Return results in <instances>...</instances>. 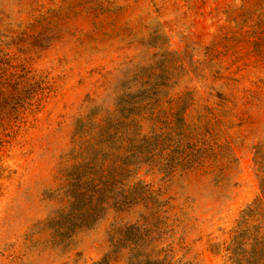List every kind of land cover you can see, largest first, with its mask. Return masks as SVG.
I'll list each match as a JSON object with an SVG mask.
<instances>
[{"label": "rangeland", "instance_id": "374dc122", "mask_svg": "<svg viewBox=\"0 0 264 264\" xmlns=\"http://www.w3.org/2000/svg\"><path fill=\"white\" fill-rule=\"evenodd\" d=\"M260 161L264 0H0V264H238Z\"/></svg>", "mask_w": 264, "mask_h": 264}, {"label": "trees", "instance_id": "16d2710c", "mask_svg": "<svg viewBox=\"0 0 264 264\" xmlns=\"http://www.w3.org/2000/svg\"><path fill=\"white\" fill-rule=\"evenodd\" d=\"M258 165L261 172V194L264 196V161L258 162ZM91 202L92 200L89 201L90 205ZM98 202L99 199L96 200L97 204ZM96 207L97 205H95ZM90 214L92 213L88 208L83 215L87 218ZM83 215L82 217H84ZM249 219H255L257 224L248 226ZM252 235H254V240L250 244L251 250L248 252L244 247L245 240ZM232 242L235 245V250L239 251L237 255H241V258L237 260L238 264L243 262L246 264H264V198H257L252 205L242 211ZM93 264H100V262Z\"/></svg>", "mask_w": 264, "mask_h": 264}]
</instances>
